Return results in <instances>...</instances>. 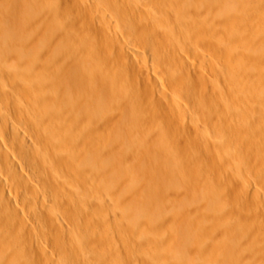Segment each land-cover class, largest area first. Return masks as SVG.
Returning a JSON list of instances; mask_svg holds the SVG:
<instances>
[{
	"label": "bare ground",
	"instance_id": "obj_1",
	"mask_svg": "<svg viewBox=\"0 0 264 264\" xmlns=\"http://www.w3.org/2000/svg\"><path fill=\"white\" fill-rule=\"evenodd\" d=\"M0 264H264V0H0Z\"/></svg>",
	"mask_w": 264,
	"mask_h": 264
}]
</instances>
